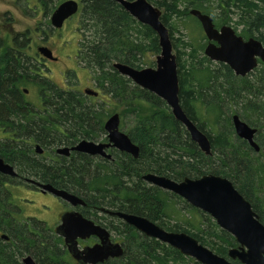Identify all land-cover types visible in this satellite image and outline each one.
Listing matches in <instances>:
<instances>
[{
    "label": "trees",
    "instance_id": "16d2710c",
    "mask_svg": "<svg viewBox=\"0 0 264 264\" xmlns=\"http://www.w3.org/2000/svg\"><path fill=\"white\" fill-rule=\"evenodd\" d=\"M22 1L30 3L24 11L37 13L35 7H31L33 0ZM37 1L43 5L47 18L53 9L67 0ZM76 1L80 3L79 12L71 19H78V59L93 73L95 83L100 85L108 101L103 105L87 102L85 97L68 88L42 76L37 78V65L29 54V47L35 41L33 33L39 30H28L15 37L9 33L3 36L0 32V126L19 128V137L35 138L44 144L60 142L64 138L58 134L59 125L68 133L80 128L87 130L93 122L104 130L106 118L125 108L122 122L128 113H133L136 118L135 125L124 131L140 148L139 157L135 159L120 152L118 169L99 174L93 171L94 166L85 156L76 158L72 155L70 160L62 163L47 164L42 159H35L25 143H19V169L32 173L43 184L75 194L92 195L91 200L101 206L146 217L169 232L187 233L207 249L227 257L229 249L237 246L231 235L182 198L142 179L150 173L177 182L209 174L227 178L252 204L264 224V63L250 75L237 77L228 65H213L202 53V42L197 45L176 39L171 23L173 18H191L198 23L190 14L192 9L208 15H227L231 21L235 16L238 18L235 27H243L242 36L256 37L264 44V0H147L163 12L161 20L170 32L174 51H177L180 104L186 116L208 136L211 156L204 154L191 140L189 132L174 118L165 101L135 85L113 67L116 62L139 70L145 65L155 66L146 57L161 54L156 32L134 19L114 0ZM75 79L74 73L69 74L68 84L74 85ZM27 87L37 88L39 104L50 107L43 110V116L38 117L36 108L27 100ZM84 104L99 105L101 109L94 112L91 108L81 107ZM234 115L257 129L254 138L259 152L236 135ZM69 141L71 138L66 146L71 144ZM9 196L8 190L7 202ZM179 203L186 206L189 216L178 207ZM10 220L6 218L7 226ZM174 220L177 223L171 224ZM37 227L50 234L51 230L42 222H38ZM22 232L24 236L15 238V246H5L0 241V264H22L18 253L19 256L32 254L40 262L50 260L51 264H63L61 260L66 259L67 252L59 245L62 242L52 243L45 236L28 238V231L23 229ZM117 232L125 253L107 264H198L126 223L121 222Z\"/></svg>",
    "mask_w": 264,
    "mask_h": 264
},
{
    "label": "water",
    "instance_id": "95a60500",
    "mask_svg": "<svg viewBox=\"0 0 264 264\" xmlns=\"http://www.w3.org/2000/svg\"><path fill=\"white\" fill-rule=\"evenodd\" d=\"M143 25L149 26L156 32L159 37L161 54L157 57L155 68L134 69L122 63H115L114 69L124 77L129 78L142 89L155 94L166 102L171 109L174 118L185 126L189 132L190 138L195 142L199 149L211 156L213 154L212 145L208 136L203 133L197 125L185 113L180 104V84L178 77L177 57L174 54L173 44L170 38L168 28L163 24L161 17L162 11L153 6L147 0H114ZM80 4L76 0H67L61 3L55 9L52 15L51 23L56 28H62L64 21L73 18L78 12ZM190 14L197 18L204 29L208 41H216L219 47L210 44L204 52L211 60L224 63L232 68L235 74L241 77L250 75L259 67V62L264 63V45L256 39H250L245 42L241 37H237L235 31L230 27H223L221 33L214 28L211 16L203 14L199 10H191ZM39 51L48 59H53L51 50L40 48ZM87 94L96 95L92 90H87ZM119 114H115L107 122L105 129L109 133L110 143L121 152H125L135 159L139 157L140 148L132 143L129 136L120 131ZM233 125L236 135L246 140L253 150L259 152L260 147L255 141L257 130L241 120L238 115L233 116ZM106 145H97L93 142L82 141L74 150L90 155L104 153ZM38 151L41 148L38 146ZM70 150L67 148L59 149L58 153L69 155ZM109 157V156H108ZM0 170L11 176H16L14 169L5 165L0 160ZM144 181L164 191L171 192L182 198L190 206L200 209L209 214L217 225L236 238L239 244L238 249H232L229 252L230 259L240 262V264H264V224L259 220L258 214L253 210L251 203L235 188L234 184L227 178L209 174L197 179L185 178L181 182L174 181L167 177L155 174H147L143 177ZM36 185L42 187L44 191L53 193L73 204L83 203L81 199L71 193L54 188L51 185H42L32 180ZM111 215L121 218L125 223L134 227L139 233L160 241L176 250L188 258H192L198 264H237L231 263L228 259L219 256L206 246L202 245L191 235L180 232H169L161 228L149 219L129 214L125 212H112L103 209ZM78 216L77 223L87 222L82 219L81 215H66L64 224L58 232L68 233L65 227L72 222L70 217ZM86 225L91 228L88 233L99 235L103 240L101 246L88 249L78 255H75L77 247L74 241L70 245V252L75 258L83 264H97L108 260L109 258H120L124 254V248L120 244L112 245L110 236L107 231L95 227L91 222ZM77 237L81 234H75ZM82 237H85L82 235ZM75 246V247H74ZM83 261V262H82ZM26 264H33L32 259L26 258Z\"/></svg>",
    "mask_w": 264,
    "mask_h": 264
},
{
    "label": "flooded vegetation",
    "instance_id": "af4514ba",
    "mask_svg": "<svg viewBox=\"0 0 264 264\" xmlns=\"http://www.w3.org/2000/svg\"><path fill=\"white\" fill-rule=\"evenodd\" d=\"M32 2H33V6L35 7L34 8L35 11H37L36 16L42 15L43 21L39 22L40 26L37 28V31L39 30V32H42L43 34L44 33L48 34L51 31L57 32V31H59L65 27V25L68 23L67 21L71 20V18H70V19L64 21L62 28H60V29L56 28L51 23L52 15H53L55 9H53V12L47 18H45L44 16L46 15V13L43 10L44 9V7H42L43 5L41 6V4L37 0H33ZM201 12L205 15H208L203 11H201ZM208 16H211V18L213 20L214 28L217 29L220 33H221L223 27H230L235 31L236 36L241 37L245 42L249 41L250 39H256V37H244V36H242V30L240 31L239 28L235 27L234 23H231L232 21L230 20V18L227 15H225L223 17L222 15H219L217 13H212V15H208ZM197 21H198V24L200 25V29L203 31V34H204V37L202 40L203 41L202 42V47H203L202 53L204 54V56L206 58H208L211 62L214 63L213 65L224 64V63H220V62H216V61L211 60L204 53L210 44H214L218 47H219V44L216 41H211V42L208 41L209 39L207 38L204 29H202L203 27H202L200 21L198 19H197ZM41 29H42V31H41ZM256 40H258V39H256ZM38 41H40V40H38ZM38 41L36 40V42L35 41L32 42L31 46L29 47L30 48L29 54H31L32 60L37 65L36 76L38 79L42 76L43 78H46L49 81L54 82L56 84V82L53 78V76H54L53 72H52L53 70L51 71V68L48 66V62L52 61L56 64H59V62L62 61L64 63V67H68L65 70L67 72L66 73L67 80H68L69 74H71V73H74L76 76V79L74 80L75 84L71 85V84H68L69 82L65 83V84H67L65 88H68L70 91L77 93L79 96L85 97L87 102L90 101V102L96 104L97 101H101L104 98V95H102L103 91H102L100 85L95 83L96 81L94 80L93 76H92V80H93L92 83H94V89L93 88H86L84 91L79 90V85L77 83V80L80 83L83 82L81 77H80L79 71L75 68L72 69L71 67H69L68 64H70V63L67 64V62L65 61L66 60L65 58H64L65 60H63L61 57H57L55 55L54 50L49 45H45L46 39L41 40L43 42V44H40L39 46H38ZM258 41H260V40H258ZM40 48H47V49L51 50L54 58L53 59L46 58L39 51ZM78 57H79V48H78L75 59H78ZM75 59H74V61H75ZM78 62L81 65H83L80 62V59H78ZM116 63H118V62H116ZM259 63L261 64V62H259ZM114 64H113V67H114ZM260 64H259V66H260ZM83 66L85 67V65H83ZM231 70H232V68H231ZM63 71H64V68H61V70L59 71L60 74L63 75L65 73ZM38 79H37V82H39ZM35 90L37 91V94H38L37 100L39 103H41V100L39 98L40 94L38 93L37 88H35ZM87 90L94 91L96 93V95L87 94L86 93ZM34 107L36 108L35 110H37V112H38L37 113L38 117L43 116L41 114V113H44L43 110H45L46 108L47 109L50 108V107H46L44 104H39L37 107L36 106H34ZM81 107H84L86 109L91 108L92 111H94V112H99L101 109V107L99 105L84 104V106H81ZM114 115L115 114L106 118V120L104 122V130H100V128H99L100 125L98 124V126H97V123H95V122H93V124L91 123L93 126L91 125V126H87V128L85 127L89 131V133L87 130H84L81 128L79 130H75L74 133L73 132L68 133V132H66V129L62 125L61 126L59 125V127H57V128H59L58 134H60L64 138V140L60 141V142H56V141L50 142L49 141L48 143H45V144L37 141L35 138L19 137V135H18L19 134V128L8 129V128H3V126H0V160L3 161V163L5 165L11 166L14 169V173H16V176H11V175H8L7 173H4L0 170V197H1V195L3 196L0 198V241L2 242V244H4L5 246H15V244H16L15 238H17L18 236L23 237L24 234L22 231H23V229H25L26 231H28V233H27L28 238H36V237L39 238V237L45 236V237H48V241H52V243H54L55 241L62 242L59 245L61 247H63L65 249V251L67 252V254L65 256L66 259L61 260V262L63 264H83V263L79 262L74 256L78 255L79 253H82L88 249H92V248H95L97 246H101L103 244L102 243L103 240L101 239V237L99 235H94L90 232L87 235V232H88L87 230H89L91 227L86 225V224L88 222H91L95 227L101 228L102 230L107 231L109 233V236H110V242L109 243H111L112 245L120 244L124 248V244L122 242H120V236L118 235L117 230L119 229L121 222H123V223H125V222L121 218H118L117 216H114V215L109 214L108 212H105L103 209H107V210L112 211V212H119L118 210L113 209L111 207H107V206H101L99 204V202H97L95 200H91L92 195L89 196L86 193L75 194V193L69 192L65 189L56 188L51 184H48V185H51L54 188L59 189V190L67 191V192L71 193L72 195L77 196L79 199H81L83 201V203H78V204H73L72 202L69 203V201H66L60 197H57L53 193H50L48 191H44L41 186L36 185L31 181L34 180L35 182L42 184V185H47V184L46 183L43 184V182H40L39 180H37L35 177H33L32 173H29L26 170H20L19 169V160H18L19 159V148H18L19 143H25V145H27L31 149L32 154L34 155L35 159H42L43 162L47 163V164H49V163H62L66 159L70 160L71 159L70 157H72V155L76 156V158H78L79 156H85L89 159L90 163H92V167L94 166L93 171H95L96 173L105 174V172L110 173V171H113V170L116 171L119 167V156L118 155L120 154L121 151L119 149H117L114 145H109V143H110L109 133L106 132V129H105V126H106L107 122L109 121V118H111ZM91 116L95 118L94 115H91ZM52 122H54V121H52ZM121 124H122V120L120 122V127H121ZM120 131H121V128H120ZM69 138H71V141H69V144L70 143L71 144L69 146H66V144H68L67 142H68ZM82 141H87V142H91V143L93 142L94 144H97V145H104L105 144L106 147H104L103 151L106 155L105 156L102 154L90 155L87 153H82V152H79L77 150H74V148L76 146L80 145V143ZM3 143H5L4 144L5 147L3 146ZM58 144H60V145L62 144V145L57 146ZM38 146L41 148V152L38 151ZM63 148H67L70 150L68 156L58 153V150L63 149ZM13 149H14V151H11ZM121 153H125V152H121ZM16 154H17V156H15ZM99 163H104L105 164L104 167L97 166V164H99ZM179 182H181V181H179ZM151 186H153V185H151ZM19 187L22 189H27L29 191H36L39 193H43L44 196L47 194H51L52 196H54L56 198V202H57L56 206H50L47 204H43L42 208H41L45 212L51 213L54 220L49 221L46 218H39L37 216V214H35L33 212H30L32 214H24L25 209H23V207L19 204V201H18L19 199L17 197H15L16 195L13 194L14 193L13 190L16 189V191H17V190H19ZM8 190L10 192V196H9L10 201L9 202H7V200L5 198ZM16 198H17V200H16ZM195 209L197 211H199V213L204 214V216L207 215L208 217H211L209 214H206L205 212L201 211L200 209H197V208H195ZM70 214L71 215H74V214L81 215L82 219L86 220L87 222L79 224V223H77L78 221L76 220V219H78V216H72L69 219L72 222H70L65 227V229L68 231V233L63 234L61 232H58L59 228L64 224V220H63L64 217L66 215H70ZM1 215L6 216L5 219H3ZM7 217H9L11 219L10 220L11 223L8 226L5 223ZM38 222H42L44 224V226L48 227V229L51 230L49 232L50 234H45L39 227H37ZM133 229H134V227H133ZM78 233H80L81 235L77 237L75 234H78ZM228 234L231 235L230 233H228ZM82 235H84L85 237H82ZM231 237L234 238L233 235ZM234 239L237 243L236 238H234ZM67 241H69V242L74 241L75 242L74 244L77 247L76 248L77 251H76L75 255L71 254V252H70V245L73 246V244L67 243ZM238 248H239V244L237 243L236 247L229 249L227 257H224V258L228 259L231 263L240 264V262H237L238 260L234 261V260L230 259V257H229L230 250L238 249ZM124 253H125V248H124ZM18 258L20 259L22 264H26L25 263L26 258L32 259L33 264H51V263H49L50 260H46V261L44 260V261L40 262L37 258H34V256L32 254H29V253H27L23 256H19V253H18ZM115 259H118V258H109L108 260L101 262V263H97V264H107V263H110L111 260H115ZM88 264H90V263H88Z\"/></svg>",
    "mask_w": 264,
    "mask_h": 264
},
{
    "label": "rangeland",
    "instance_id": "374dc122",
    "mask_svg": "<svg viewBox=\"0 0 264 264\" xmlns=\"http://www.w3.org/2000/svg\"><path fill=\"white\" fill-rule=\"evenodd\" d=\"M29 5L28 2H21L19 0H0V32L3 36H7L6 34L9 33L12 37H15L16 35H22L25 34L28 30L35 31L38 26H40L39 22H42V15L36 16V14L33 13L32 10H29L28 12L24 11L25 6ZM33 7V5L31 6ZM194 10V9H192ZM197 10V9H195ZM163 13V12H162ZM75 17V16H74ZM232 22L235 25V22H237L238 18L233 16L231 17ZM78 19L74 18L69 21L65 25L64 28L57 32H50L48 34L42 33V32H34V40H40L38 41V46L40 44H43L41 40L46 39L45 45H49L55 52V55L57 57H61L63 60H65L68 63V66L72 69L75 68L79 71L80 77L83 82H78L79 90L84 91L86 88H93L94 89V83L92 80L93 73L89 71L86 67L81 65L78 62V59L76 58V54L79 48V40H80V34H78ZM172 26L174 30V35L176 39H184L186 42L190 41L193 44H200L199 42H203V31L200 29V25L191 18H186L183 20H171ZM241 30H243V27H238ZM242 28V29H241ZM42 31V30H41ZM43 34V35H42ZM46 34V35H45ZM34 42V41H33ZM182 49V48H180ZM184 51V50H183ZM177 51H174V54L177 56ZM158 56H149L146 57V60L150 64H155V66H143V68H155L156 67V61ZM65 58V59H64ZM75 59V61H74ZM187 59V57H185ZM48 66L51 68V71L53 72V78L61 87H66L68 83L67 76H66V69L68 67H64V63L61 61L59 64H56L54 62H48ZM61 68H64L65 72L63 75L60 74ZM92 74V75H91ZM27 100L31 102L34 106H38L39 102L37 100V91L33 87H27ZM103 95V94H102ZM108 101V98H104L101 101H97L99 104H105L104 102ZM121 110L117 111V114H119L120 118H123L122 111L125 110V108H120ZM113 115V114H112ZM135 115L133 113H128V117L126 115L125 120L123 119V126L121 125V131L125 132L124 130L127 128H131L135 125L136 118H134ZM122 120V119H121ZM125 128V129H124ZM257 130V129H256ZM13 194H15L19 200V204L25 209L24 214H32L30 212H33L37 214L39 218H46L47 220H54L52 217V214L49 212H45L42 208L43 204H47L50 206H56V198L52 196L51 194H47L44 196L43 193H39L36 191H29L27 189H22L19 187V190L16 191V189L13 190ZM16 198V200H17ZM178 207L180 209H183V213L187 216H189L188 210H186V206L183 203H179ZM29 212H28V211ZM51 223V222H50ZM171 224L177 223L176 220L170 221ZM54 225V224H53ZM121 242V241H120Z\"/></svg>",
    "mask_w": 264,
    "mask_h": 264
}]
</instances>
